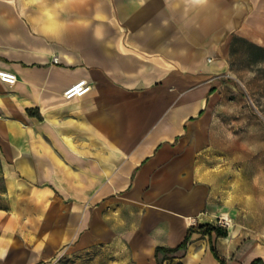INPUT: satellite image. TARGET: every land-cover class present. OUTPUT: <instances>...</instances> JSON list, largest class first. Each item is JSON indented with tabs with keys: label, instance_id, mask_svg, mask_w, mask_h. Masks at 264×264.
I'll return each mask as SVG.
<instances>
[{
	"label": "crops",
	"instance_id": "0c3cea01",
	"mask_svg": "<svg viewBox=\"0 0 264 264\" xmlns=\"http://www.w3.org/2000/svg\"><path fill=\"white\" fill-rule=\"evenodd\" d=\"M0 71L16 76L0 81V264L95 247L157 264L209 222L192 163L220 87L264 114V0H0ZM258 173L243 225H264ZM232 234L193 233L183 264H219L210 243L225 264L264 263V231Z\"/></svg>",
	"mask_w": 264,
	"mask_h": 264
},
{
	"label": "rangeland",
	"instance_id": "374dc122",
	"mask_svg": "<svg viewBox=\"0 0 264 264\" xmlns=\"http://www.w3.org/2000/svg\"><path fill=\"white\" fill-rule=\"evenodd\" d=\"M256 108L240 83L220 87V97L212 117V128L204 140L205 144L196 147L195 161L192 163L195 183L210 191L204 212L208 217L207 221L216 227L229 229L231 234L235 231L232 235L238 234L243 239L254 237L257 229L264 231V225L242 224L247 210L242 209L241 184L243 181L249 182L250 196H257V187L252 182L259 175L258 171H264V114H260ZM217 175L216 182L223 181L222 175L224 182L215 187L210 178ZM250 213L254 214V211L250 210ZM260 213L264 215V211L260 210ZM222 217L228 218L230 222ZM217 247L219 248V245ZM186 254L184 250L178 252L176 258L179 260L172 264H183ZM112 262L111 251L95 247L85 251L65 250L43 264Z\"/></svg>",
	"mask_w": 264,
	"mask_h": 264
},
{
	"label": "trees",
	"instance_id": "16d2710c",
	"mask_svg": "<svg viewBox=\"0 0 264 264\" xmlns=\"http://www.w3.org/2000/svg\"><path fill=\"white\" fill-rule=\"evenodd\" d=\"M212 92H213V89H211V91L209 93H212ZM195 232L200 233L203 236L204 235L210 236L211 234H215L217 237H226L227 236V230L226 229L216 227V226L211 225V224L200 225L197 228L191 226L187 230V233H186L183 241L177 247L172 248V249L156 248L155 258H156L157 264H163V261H159L157 258L158 252H163L166 254H173V253L178 252V251L186 250L187 246L190 243L191 236ZM210 251L213 254V256L215 257V259L218 260L219 264H225L224 261L218 257V255H217V253H216V251H215V249L211 243H210ZM250 264H264V263H262V261L260 259H256V260L252 261Z\"/></svg>",
	"mask_w": 264,
	"mask_h": 264
},
{
	"label": "built area",
	"instance_id": "2783aa9c",
	"mask_svg": "<svg viewBox=\"0 0 264 264\" xmlns=\"http://www.w3.org/2000/svg\"><path fill=\"white\" fill-rule=\"evenodd\" d=\"M53 62L57 63V58L53 59ZM0 81L8 85H13L16 81V76L6 71H0ZM90 90L91 86L87 83V81L81 80L68 87L62 95L65 99L69 100L74 97H82Z\"/></svg>",
	"mask_w": 264,
	"mask_h": 264
},
{
	"label": "bare ground",
	"instance_id": "6f19581e",
	"mask_svg": "<svg viewBox=\"0 0 264 264\" xmlns=\"http://www.w3.org/2000/svg\"><path fill=\"white\" fill-rule=\"evenodd\" d=\"M222 219L223 220H225V221H227V222H230L229 220H228V218H226V217H222ZM228 225V224H227ZM234 229V228H233Z\"/></svg>",
	"mask_w": 264,
	"mask_h": 264
}]
</instances>
